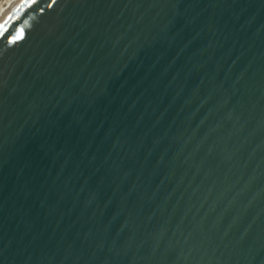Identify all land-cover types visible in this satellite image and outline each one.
Instances as JSON below:
<instances>
[{
	"label": "water",
	"instance_id": "water-1",
	"mask_svg": "<svg viewBox=\"0 0 264 264\" xmlns=\"http://www.w3.org/2000/svg\"><path fill=\"white\" fill-rule=\"evenodd\" d=\"M0 264H264V0H18Z\"/></svg>",
	"mask_w": 264,
	"mask_h": 264
},
{
	"label": "bare ground",
	"instance_id": "bare-ground-1",
	"mask_svg": "<svg viewBox=\"0 0 264 264\" xmlns=\"http://www.w3.org/2000/svg\"><path fill=\"white\" fill-rule=\"evenodd\" d=\"M18 0H6L0 5V23L13 11Z\"/></svg>",
	"mask_w": 264,
	"mask_h": 264
},
{
	"label": "built area",
	"instance_id": "built-area-1",
	"mask_svg": "<svg viewBox=\"0 0 264 264\" xmlns=\"http://www.w3.org/2000/svg\"><path fill=\"white\" fill-rule=\"evenodd\" d=\"M6 0H0V5L3 4Z\"/></svg>",
	"mask_w": 264,
	"mask_h": 264
}]
</instances>
